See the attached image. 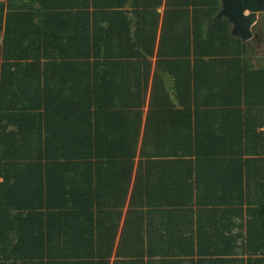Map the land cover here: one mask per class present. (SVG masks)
Returning <instances> with one entry per match:
<instances>
[{
	"label": "trees",
	"instance_id": "16d2710c",
	"mask_svg": "<svg viewBox=\"0 0 264 264\" xmlns=\"http://www.w3.org/2000/svg\"><path fill=\"white\" fill-rule=\"evenodd\" d=\"M219 8V0H0V264H108L97 217L122 209L135 163L126 212L139 213L191 204L197 186L165 167L218 166L210 210L250 219L244 249L202 262L264 264V133L236 134L234 110L199 105L219 92H198L183 77L192 59L245 51L225 17L212 21ZM101 167L128 176L120 204L102 202ZM142 255L125 264H143Z\"/></svg>",
	"mask_w": 264,
	"mask_h": 264
},
{
	"label": "crops",
	"instance_id": "0c3cea01",
	"mask_svg": "<svg viewBox=\"0 0 264 264\" xmlns=\"http://www.w3.org/2000/svg\"><path fill=\"white\" fill-rule=\"evenodd\" d=\"M126 11H129L128 7ZM162 11L163 5L158 8L160 16ZM160 24L161 20L158 23L157 34L160 31ZM240 40L246 47L242 54L214 55L192 59L194 67L190 72H184L183 77L198 92L202 93L206 90L219 92L218 95L210 98L208 103H205L207 101L203 98V102L200 100L199 105L203 108L220 109L225 107L234 110L238 120L230 122L234 125H229L236 129V134L245 138L250 137V134L252 137L255 136L253 128L256 129V132L264 133V12L258 14L256 24L252 28V36L247 40ZM201 59L204 61L203 63ZM223 59L228 61L224 62ZM151 62V72H153L155 71L154 57L151 58ZM161 74L171 99L176 102L172 92L173 77L166 70ZM217 119L218 115L208 118L201 116L198 121L216 122ZM240 125L241 129H239ZM190 169L165 167V171H178L180 176L188 178V181H192L193 185L197 186L193 191L194 196L191 199V204L186 209L161 207L139 213L126 212L131 187L137 177L136 163L130 171L126 196L125 190H123L128 177L126 173L123 177L112 173L118 168H98L100 171L98 184L102 189V202L120 204L125 196V204L122 209L117 207L119 209L116 210L114 207V210L101 212L97 217V230L105 240L103 246L110 249V254L107 257L108 264L130 262L132 256L137 252H143V264H211L202 262V259L231 258L234 255L230 253L231 251L237 253L244 249L245 246L241 244L243 240L239 235H245L250 216L245 212L210 210L213 208L210 202L219 200V193L214 189L209 190L207 187H218L221 170L214 164L202 165L199 168L200 173L196 174L189 173ZM124 171L126 172V169ZM189 174H191V178ZM168 181L167 177L165 182ZM180 181H184V179ZM196 192L203 195L199 194L196 197ZM167 200L171 201L173 198L166 195L165 201ZM222 207L223 205H220V208ZM116 251L129 252L130 256H122ZM216 252H226L227 254L217 255ZM241 256L246 258L248 255L242 253Z\"/></svg>",
	"mask_w": 264,
	"mask_h": 264
},
{
	"label": "water",
	"instance_id": "95a60500",
	"mask_svg": "<svg viewBox=\"0 0 264 264\" xmlns=\"http://www.w3.org/2000/svg\"><path fill=\"white\" fill-rule=\"evenodd\" d=\"M220 8L212 21L225 17L230 33L242 40L252 36L258 14L264 12V0H219Z\"/></svg>",
	"mask_w": 264,
	"mask_h": 264
}]
</instances>
